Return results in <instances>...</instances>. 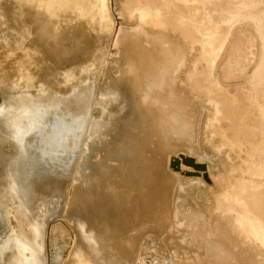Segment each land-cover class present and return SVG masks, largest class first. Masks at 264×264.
Wrapping results in <instances>:
<instances>
[{
  "label": "rangeland",
  "instance_id": "374dc122",
  "mask_svg": "<svg viewBox=\"0 0 264 264\" xmlns=\"http://www.w3.org/2000/svg\"><path fill=\"white\" fill-rule=\"evenodd\" d=\"M75 88L104 124L28 174L30 118ZM2 101L0 264H264V0H0Z\"/></svg>",
  "mask_w": 264,
  "mask_h": 264
},
{
  "label": "bare ground",
  "instance_id": "6f19581e",
  "mask_svg": "<svg viewBox=\"0 0 264 264\" xmlns=\"http://www.w3.org/2000/svg\"><path fill=\"white\" fill-rule=\"evenodd\" d=\"M29 1V0H28ZM32 1V0H31ZM36 2V1H35ZM40 2V1H39ZM46 2V1H45ZM45 2H44V4H45ZM28 4V3H27ZM35 4V3H34ZM46 4H48V3H46ZM34 6V5H33ZM32 8V7H31ZM34 8H35V6H34ZM31 12H33L34 13V11H31ZM39 12V11H38ZM38 14V13H37ZM34 15V14H33ZM36 15V14H35ZM97 24H99V23H97ZM89 25V24H88ZM94 26V25H93ZM86 28H88V27H86ZM97 28H105L104 27V25L102 24H100V25H97L96 27H90L89 26V28H88V30L87 31H89V32H96V29ZM81 29V28H80ZM60 33V32H59ZM89 34V33H88ZM62 35H63V33H62ZM65 35V34H64ZM97 36V35H96ZM95 38V37H94ZM93 37H88L87 38V40L86 39H84V40H82V50H81V52H79V54H78V58L76 59V60H79V61H81V60H85V59H88V58H90V53L92 52L91 50H95L94 48H96L95 46H97V42L99 41V39H98V41H97V39L95 40ZM100 40H101V38H100ZM70 41V40H69ZM87 42V43H86ZM74 42H72V44H73ZM121 43V42H120ZM87 44V45H86ZM132 44V43H131ZM76 45V44H75ZM126 48V47H125ZM125 48H123V49H125ZM133 49V48H132ZM87 50H88V52H87ZM70 51H72V50H70ZM121 51V50H120ZM128 51V50H127ZM76 52H77V49H76ZM73 54H76V53H73ZM73 54H71V55H73ZM92 54V53H91ZM94 54V53H93ZM125 55V54H124ZM75 56V55H74ZM130 57V56H129ZM70 58V57H69ZM68 58V59H69ZM68 61V60H67ZM75 61V60H74ZM77 62V61H76ZM81 62H83V61H81ZM85 62V61H84ZM69 64H71V63H68V65ZM74 64V63H73ZM66 65H67V63H66ZM80 65H81V63H80ZM71 66V65H70ZM75 66H77L76 64H75ZM67 67H69V66H67ZM72 68V67H71ZM76 69L77 68H75L74 70L76 71ZM82 71V70H81ZM80 72V71H79ZM69 73V72H68ZM77 74V73H76ZM79 74V73H78ZM73 75V74H72ZM79 76H80V74H79ZM74 79V78H73ZM57 80V79H56ZM119 89H121L120 87H118ZM72 89V88H71ZM82 89L83 88H79V91H82ZM126 89V88H125ZM75 90H77V88H75V89H73L71 92H72V94L74 93V98L73 99H70V101L72 102L71 103V105H70V107L67 109V111H66V109H62V110H57V108H58V99L56 98V97H54V98H52V101L49 103V106L48 107H53V110H51L50 112H47V113H43V111L42 110H38L37 111V113L34 115V117H32V118H30L31 120H33V121H35V122H38V125H37V127H38V130H36V131H38L37 132V134L36 135H34V137H32V140L30 141L31 142V146H33L34 147V149L36 150V154H37V156L35 157L36 159L33 161L32 160V162L30 163V169H29V166L28 167H26V169H28L29 170V173L28 174H33V172H35L36 170H37V168L38 167H40V166H42V163H43V160H46L47 158H50V159H54V157L53 156H51V155H49V154H51L52 152L53 153H56V152H58V151H60L59 150V148H60V146H62V147H64V146H66V148H68V147H70V150L72 151V148H74V147H77L78 145H79V142H81L82 141V138H83V136H84V134H85V132H86V138L87 139H85V141H86V143H85V145H89L90 144V141H89V138H91L90 136H96V130L99 128V127H102V126H100L103 122H104V119H102L101 121H99L98 122V119L97 118H94L92 121H91V119L93 118V113H94V109H95V105H96V103H95V101H97V100H99V97H97L96 98V93H95V96H94V101H93V99L90 101V103H89V106H87V118H86V121L84 120V118H83V115H84V113H83V109H84V107L83 106H81V104L80 105H78V103H79V99L77 98V97H79V94H75ZM120 91H122V90H120ZM117 94H121L120 92L119 93H117ZM6 98V97H5ZM128 98V97H127ZM14 100V99H13ZM16 100V99H15ZM9 101H10V99H9ZM69 101V102H70ZM2 104H3V101L1 102V104H0V108H1V106H2ZM88 104V103H87ZM120 104H125L126 105V103H123L122 101L121 102H119L117 105L118 106H122V105H120ZM23 105H24V103L23 102H21V100H16L14 103H11L9 106H8V108L9 109H12L14 112H16L17 111V109H18V111H20L21 109H23ZM117 105H115L114 106V108L116 109V106ZM124 107V106H123ZM123 107H121L122 108V111L121 112H123ZM121 108H120V110H121ZM125 108V107H124ZM127 108L128 107H126V110H127ZM118 109V108H117ZM17 111V112H18ZM72 111H78V112H75V115H74V112H72ZM116 111V110H115ZM9 112V111H8ZM73 113V114H72ZM117 113H119V112H117ZM8 114L10 115V113H6L5 115H7L8 116ZM120 114V113H119ZM73 117V119H75L76 121H77V124H75L77 127H76V134H74V138L72 139H69L70 137H68L66 134L68 133V131H69V128H70V120L69 119H71ZM115 117V116H114ZM116 119H118V118H116ZM120 119V118H119ZM16 120H14V119H12V118H9V120H7V121H4L3 122V126L6 128V127H8V126H11V124H13V127H15V128H17L18 126H20L21 124V120L19 119L18 120V122L16 123L15 122ZM119 121V120H118ZM62 122H64V123H62ZM107 122H109V121H107ZM26 124V123H25ZM104 124V123H103ZM24 125V124H23ZM68 130V131H67ZM35 131V132H36ZM20 136V135H19ZM25 138V137H24ZM25 139H27V138H25ZM16 140V139H15ZM119 141H120V139H118ZM22 143V142H21ZM28 143V142H27ZM19 144V143H18ZM23 144V143H22ZM24 144H26V143H24ZM27 145V144H26ZM30 145V144H29ZM22 152V151H21ZM26 152H28V151H26ZM35 153V152H34ZM28 154V153H27ZM36 154H34V155H36ZM13 155H16V154H13ZM12 155V156H13ZM27 156V155H26ZM138 157V156H137ZM183 157V156H182ZM13 158H14V156H13ZM173 158V160H172V164H173V166H174V168L177 170V165H179V162H178V158L176 157H172ZM184 159H185V161L186 162H188V163H190L191 164V166H193V167H195V168H197L196 166H195V163H196V159L195 158H191V157H184ZM10 160V159H9ZM11 161V160H10ZM17 161V160H16ZM8 163H9V161H8ZM26 164H28V163H26ZM16 165V163L15 164H13L12 163V165L11 166H15ZM5 166H7V170H8V164L6 165L5 164ZM26 166V165H25ZM22 169H23V167H22ZM25 169V170H26ZM7 170H5V172L3 173V176L4 177H7L8 176V174H7ZM16 170V169H15ZM12 171L13 170H11V174H10V176H9V178H11L10 179V181H9V187H7L6 185V183H7V178H6V183L4 184V186L2 187V188H4L5 187V190H8L9 188H10V186H14L15 187V189H17V190H15V192H18V193H20L19 195H22L23 197H25V198H29L28 197V195L27 194H25V191H24V189L26 188V186H27V184L29 183V177H18V178H16V181H15V176H17L16 174L13 176V173H12ZM25 172H28L27 170L25 171ZM20 174V173H19ZM191 174H193V173H191V172H188L186 175H191ZM23 175H24V173H23ZM206 177H207V174H206ZM1 178V177H0ZM4 182H5V178H4ZM47 184H50V182H46ZM45 183V184H46ZM26 184V185H25ZM45 184H42V185H45ZM51 184H53V187H54V183H51ZM41 185V184H40ZM56 185V184H55ZM50 186V185H49ZM52 186V185H51ZM57 186V185H56ZM40 187V186H39ZM38 186L36 187V188H39ZM1 188V189H2ZM49 189H50V187H49ZM36 191V190H35ZM5 195V194H4ZM13 195V194H12ZM2 197V196H1ZM5 197V196H4ZM48 200V199H47ZM22 201V200H21ZM27 201V200H26ZM9 202V201H8ZM7 202V203H8ZM15 202V201H14ZM13 202V203H14ZM43 202H47L46 201V199H45V196H44V198H42V200H41V203L43 204ZM49 202H50V200H49ZM10 204V203H9ZM49 204V203H48ZM50 204H52V202L50 203ZM14 205V204H13ZM20 205H21V210H24V208H25V210H27V208H26V206L28 205V203H23V202H20ZM45 205V204H44ZM12 210V209H11ZM15 210V209H14ZM24 210V211H25ZM37 212V211H36ZM28 213V212H27ZM2 214H3V212H2ZM21 214V213H20ZM22 215H24V214H22ZM5 217V216H4ZM24 217V216H23ZM27 214H26V219H27ZM29 219V218H28ZM30 221V220H29ZM28 221V222H29ZM3 222V221H2ZM31 225V224H30ZM1 226V225H0ZM25 227H22V234L20 235V236H18V237H22L23 238V235L26 233V231H25V229H24ZM34 230V229H33ZM26 235V237H28V239H26L27 240V242H25L23 245H21V243L19 244V251H20V254L21 255H23L22 257H24V255H25V253H26V248L27 247H29L30 248V246H29V244L30 243H33L34 242V240H33V237L35 236V231H33V233L29 230V231H27V233L25 234ZM20 239V238H19ZM14 241V240H13ZM39 244V243H38ZM32 246V245H31ZM40 247L42 246V245H39ZM29 248H28V251H29ZM92 248V247H91ZM32 250V251H31ZM30 251L32 252V253H34V251H35V248H34V246H33V248L31 249L30 248ZM39 251H40V249H39ZM41 251H42V248H41ZM30 253V252H29ZM41 254H42V252H41ZM40 254V255H41ZM30 263V262H29Z\"/></svg>",
  "mask_w": 264,
  "mask_h": 264
},
{
  "label": "water",
  "instance_id": "95a60500",
  "mask_svg": "<svg viewBox=\"0 0 264 264\" xmlns=\"http://www.w3.org/2000/svg\"><path fill=\"white\" fill-rule=\"evenodd\" d=\"M17 98H20L19 96H17ZM24 100H26V101H24ZM24 100H21V102H23V103H26L27 101L29 102V100H28V98L27 97H24ZM49 108V110L47 111V112H50L51 110H53V107H48ZM57 110H62V106H61V104L58 106V108H57ZM16 123L18 122V120H16L15 121ZM2 123V122H1ZM4 124L2 123V126H3ZM3 128L5 129V127L3 126ZM6 130V129H5ZM84 139H86V132H85V134H84V136H83V138H82V141L81 142H83L84 141ZM81 149H83V147H81Z\"/></svg>",
  "mask_w": 264,
  "mask_h": 264
}]
</instances>
